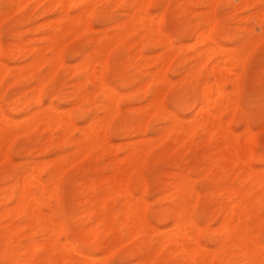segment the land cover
<instances>
[{
  "label": "rangeland",
  "instance_id": "obj_1",
  "mask_svg": "<svg viewBox=\"0 0 264 264\" xmlns=\"http://www.w3.org/2000/svg\"><path fill=\"white\" fill-rule=\"evenodd\" d=\"M17 1L18 0H0V15L2 14V17H0V59L5 63L6 67V73L5 71L4 73H0V78L4 77L3 79H0V110L5 113V121H8V123L10 122L8 120L9 118L17 120L15 122L11 121L8 126L10 130L5 134L6 141H10H7L10 146L5 144L6 146L8 145V154H4V151L7 150L3 149V153L1 152L2 154L0 157V159L3 158V161L0 162V212L5 208H12L17 203L22 190V183H19V179L25 169L27 170L30 167L32 168L34 165H41L42 167L49 166L50 169V166L60 160V156L63 158V156L67 157L66 154L70 156L73 153L75 146L70 142L58 144L59 140L61 139V135L67 134L71 142L77 141L81 139L82 136H84L83 126L87 127L94 118L97 121H103L106 119L103 123L106 126L107 139L110 143L112 142L111 145H113L112 151L109 153L107 152V154L105 151L103 152L102 150L97 149L92 151V153L87 154L86 158L85 156L82 157V155L85 153L77 154L75 156V160H78V157H81V160H78L77 163L75 162V165H73V163V166L69 165L70 163L67 164L66 167H71H67L68 169L63 172L62 177L60 175L58 176L57 180L60 182L57 186L58 192L55 191L56 188L53 186L51 187L53 188V191H51L52 193L50 192V194L46 195L47 200L49 199L50 203H52L50 204L52 209H48L49 207H47V209L45 208V212L52 213V211H54L53 209H55L57 213H59L56 214V219L59 221L58 223L62 221L59 226V229H61L59 236L62 241L68 237L78 246L80 245L79 247L84 249L88 254L99 255L106 253L107 255H105V261L108 264H135L134 262L137 264L139 262V257L135 256L134 251L138 249L140 241L143 238L142 236L144 235L128 239L125 233L126 230L122 229L121 233L123 234V239L114 245L117 247L109 250L107 253L106 249H110L109 245L113 244L111 241L113 235H107L102 246L91 248L89 247L87 242L88 240L86 238V241L85 239L82 241V233L80 231V225L82 222L79 218L81 215V204L86 196V187L83 184V181L92 180L93 183L98 181V184H96L95 197H101V195L104 193V188L102 189V187L99 186V180L103 175L112 174L113 170L111 166L113 165V162L117 160V157L120 159L126 155V152L122 147L126 144H130L128 142L132 141L133 143V141H140L143 138L142 135L140 136L135 134L130 137L129 135L125 134L127 136L126 137L124 136V133L118 134V132H116L117 128L121 127V124L127 121L126 123L131 125L132 123H130V121H132L135 123L132 124L135 127H140V124L142 127H146L147 134L144 136V138H152L153 142L157 144V146L154 147V149L150 151V154L148 155L151 157H147V159H145L144 162L142 161L143 163L140 164L139 168H141V173L138 169L137 171L131 172L129 175V182L132 183H130V186L133 191L135 190V196L137 197L144 195V198L147 202V206L149 208L146 211V216L149 223H152V225L155 223L154 225H157V221L155 220V212L159 210H164L167 215L166 225H169L172 222L174 204L171 201L170 196L167 194L168 187L174 181L177 173L182 172L185 175H189L193 189V194L189 198V202L191 201V206H189V208L191 207L190 213L192 214L193 218H195L199 228L201 229V232L198 236L199 241L210 249L209 253L213 257V264H223L219 260V254L215 251V239H217L219 236V225L223 215L220 209L225 204L226 197L222 194H217L216 192L230 186V184L237 185L239 183L238 181L241 179L237 177V180L235 175L232 174L235 172L233 165H228L227 162L224 163L225 161L221 162L223 160L217 158V146L219 141L215 139L217 138L216 136H214L210 143L206 144H204V136L202 135H197L193 139V144L187 142L184 145H178L174 139V135H172L170 139H166L164 142L161 141L162 143L157 140V136H159L160 132H162L165 127L171 124V120L165 121L161 116L162 114H159L158 110H155L156 112L154 111V113H152L153 116L151 114H146L148 113L147 107L153 95L149 90L142 89L141 91L139 88L141 87L140 85H142L141 82L144 80L142 78H146L148 75L146 72L156 69V66H152L155 65L154 62L161 54L163 49L159 46L153 45L141 51L137 50L138 48H136V51L133 46L130 47L131 49L128 47L129 50L126 49L127 47L121 48L117 46L114 47V49L110 48L109 51L106 52H110L109 56L106 54L107 60H104L106 63H104L102 67H99L100 69L98 68V73L102 74L105 81L111 87L116 88L120 92L121 98L118 101L119 114H116V117H112L110 115L107 116L103 108H101L100 103L106 99V94L105 92L97 89L95 83L82 69L83 60L85 57H88L89 59L92 57L91 54L94 50V45L97 44L95 43L97 42V38L103 37L102 39L107 41L108 33L113 34V32L116 31L123 22L127 21V13L129 12L128 7H130L129 5L131 0H96L99 4L95 0H83L85 2L94 4L96 2L94 11L88 13V25H81V28L85 27L84 29L79 28L78 30L80 31H76L74 34L71 32L60 36L59 55L62 62L56 71L57 73H53L55 76H52L53 74L51 75L52 71L50 70L49 65L33 64V53L42 50L44 47L43 51L47 54L46 56H51L52 50L49 49V46L47 45L50 41V35L55 31V27L53 26H55L56 20L59 18L58 16H60L61 7H54L51 5V0H20V2L18 1L19 3H17ZM74 1L75 0H72L71 2V15H76L79 12V8L77 6L79 2L78 0L75 2ZM241 1L242 0H216V3L215 0L152 1L150 8L153 14L155 15L157 13L156 15H158L161 12V27L165 35L171 38L177 46H182L181 44H183L181 52L176 49V54L167 69V83L159 85L157 88L159 92H161L160 99L162 100L164 107L167 108L168 111L177 113L176 115L184 120L182 121L183 126L187 127V125L191 123L192 119L196 115L195 110H199V107L203 105L202 103L206 102V98L208 97H203V94L201 93L202 90L205 89L202 88L205 87L203 83V78L205 77H200V79L198 77L197 80L196 76H201V73H203L202 76H204L207 71L212 69V65L215 64L213 63L215 61H212V63L208 66L210 68H207L208 70L203 67L204 63L206 62V57L203 56L197 58L195 57V54H199L200 51H203L205 48V43H202L201 45L200 43L197 45L195 43H197V37L203 30L202 28L205 26V17L209 16L214 18L213 22L216 19L214 23H212L210 20L212 24L209 22L211 24L210 26L208 25L210 28L207 26L209 31L206 30L208 31L206 32L208 35L213 33V37L216 39L217 43L221 45L217 46V48H221L219 50L216 48V53L220 51L219 53L222 55V58L219 53L218 55L220 57L218 55H216V57L218 56L222 60L224 58L225 60L229 59L233 55V53L231 55L232 48L237 46L239 47L243 43L246 45L244 54L245 62L237 76L240 79V82L238 87L235 88L236 92L234 90V93H232L237 97L239 105L236 108V114H234V116L232 114L228 115V113L223 114V121H228L231 119L230 117L233 116L230 120L231 128L239 136H241L240 131H243V133L246 131V128H244L245 126L252 129L255 132L256 139L258 141L256 147L254 148L255 153L257 155H264V39H262L264 37V35H262L264 34V3H262V1L257 3V1L254 0L256 3L254 1L252 2L256 4H254L255 6L253 3V6H245V4L242 3L243 1ZM21 2L22 5H25L22 6ZM39 3L41 5H39ZM48 6L49 8H47ZM234 7L236 9L239 7V11H237ZM211 11L214 16L212 15ZM208 12H210V14ZM142 33L143 31L141 29L136 28L127 35L130 37L128 40L132 41L142 39V41L146 43L147 40L144 38ZM68 36L69 39L67 41L66 39ZM64 39L68 43H65L66 45L61 48V45L63 44L61 42L62 40L64 41ZM255 42L257 44H254ZM45 46L48 49H46ZM28 48L33 49L29 50ZM11 49H17V53H15L12 57H7V52H9ZM4 51L6 52L4 53ZM221 51L223 53H221ZM104 57L105 54L103 55L102 59H105ZM204 58L205 61H203ZM29 62L32 64H26ZM149 63H151V66ZM201 63H203V65ZM22 65H24V67ZM137 65L140 68L143 65L146 67H142L141 70L137 67ZM197 65H199V67ZM147 66H149L150 69ZM30 72H32V74ZM120 76H126L128 79H130V84L128 83V86L122 84ZM192 77H195V79ZM233 77L236 78L235 76ZM137 78L141 79V81H139ZM180 78L182 81H179ZM12 82L13 84H11ZM39 83H41L40 85L43 84L41 89H39L36 85H39ZM78 84H81V86ZM231 87V84L225 87L227 92L233 91L232 88L234 87ZM36 88L39 89L40 95L38 98L40 99L35 97L38 95V93L35 94ZM162 88L164 91L167 89V91H165L167 93H164L162 90L160 91ZM136 90H139V92ZM135 91L138 93L136 94ZM75 92H78L77 97L73 95ZM84 92L90 95L88 99H83L82 96ZM122 93H125L128 96H131L130 93H134L132 97L135 95L136 98H132L133 100L131 97L129 99L128 96L125 98V94L122 95ZM163 93L165 95L162 96L161 94ZM49 106H53L60 111H66L69 109L70 111H66L67 113L69 112L67 117L71 116L70 119L72 120L73 125L75 124L78 128L73 127L71 123L68 122L70 121L68 118L67 121L65 120L60 124H55L53 120L47 121V118L36 117L39 116L42 108L44 109ZM82 109L84 112H81ZM32 114H34V116H32ZM209 115L211 116L213 114H197V119H201ZM146 116H148L149 119ZM7 117L9 118L7 119ZM37 118H40V120L43 119V122L38 125H33L35 122H40V120ZM37 120L39 121L37 122ZM27 122L31 124L32 128L35 126L36 128L34 130L30 129V124L28 125ZM44 126L50 130L46 129ZM28 130L30 131L28 132ZM47 130L49 131L47 132ZM52 134H54V136H52L54 140L51 137ZM46 137L49 141L46 140ZM152 139L148 142L152 141ZM51 140H53L54 143H57V145H52ZM46 141L48 145L46 144ZM168 144L170 147H168ZM5 145L3 146L5 147ZM40 147H42L43 151L40 149ZM57 156H59V159ZM45 160L50 162L46 163ZM215 160H217V163ZM73 161L74 160H72V162ZM252 162L257 168H262L264 166V163L259 161L257 156L252 159ZM208 164L216 165L214 174L212 176L207 175ZM226 165L227 167H225ZM223 166L225 169L222 168ZM228 166L230 167L228 168ZM40 169L36 172L41 174L43 179L46 180L49 177V169ZM184 170L186 172H184ZM45 171L47 172L44 173ZM142 174L143 179H140L142 182L139 180V183L135 184V178L137 176H141ZM59 177H61L60 180ZM142 187L144 189H142ZM145 189H147V191ZM54 191L55 194H53ZM36 192L37 194L40 193L38 190H36ZM109 194H111L109 200L110 205L121 202V198L115 196L113 192ZM196 194L197 197L194 196ZM193 197L197 200H195ZM159 198H161V200L158 201ZM202 198L203 200H201ZM151 206L153 207L150 208ZM263 211L264 204L261 205L260 218L255 221L254 225L257 228L261 225L260 228H256L259 230V233L256 229H254V231L256 234L258 233V238L264 244V237H261L264 236V216H262L264 215ZM10 217L11 216L0 218V264H44L43 261V263H40L41 261L36 262L34 257L31 262L27 263L24 261V256L22 254L17 255L16 263H10L7 260V255L9 252L13 253V251L16 249L14 241L18 240L20 235L14 231L7 230V227H9L10 224L14 226V222L15 225H17L24 221L22 216H16V218H14L15 216H12L11 218ZM40 239L41 236L36 234L34 240L37 241ZM78 240L82 244H79ZM28 241L29 240H24L26 243ZM107 241L108 243L105 245L104 243ZM154 242L156 244V239ZM153 255L154 253L152 256ZM40 256L42 257L41 254ZM236 260L238 261V258H236ZM183 263L184 257L182 253H172L168 251V249L159 250L158 255L153 258L152 263L150 262V264ZM64 264L77 263L66 262Z\"/></svg>",
  "mask_w": 264,
  "mask_h": 264
},
{
  "label": "bare ground",
  "instance_id": "obj_2",
  "mask_svg": "<svg viewBox=\"0 0 264 264\" xmlns=\"http://www.w3.org/2000/svg\"><path fill=\"white\" fill-rule=\"evenodd\" d=\"M18 1L20 2V0H18ZM18 1H17V3H19ZM22 1H24V0H22ZM75 1H77V0H75ZM152 1L153 0H131V3L129 5L130 7H128L129 12L127 13V15H128L127 21L123 22L119 26V28H117V30L113 32V34L108 33V36H107L108 40L107 41L106 40L104 41L102 39L103 37L97 38V42H95L97 44L94 45L95 47L93 48L94 50L92 51V54H91L92 57L90 59L88 57H85V59L83 60L82 69L86 72V74L89 76V78L95 83V85L97 86V89L105 92V94H106V99L100 103L101 108H103V110L105 111L107 116L110 115L112 117L113 116L116 117V114L117 115L119 114L118 101L121 98L120 92L116 88L111 87L105 81L102 74L98 73V68L102 67L103 64L106 63V61H104V60H107L106 54H108V56H109L110 52L109 53H106V52H108L110 48L114 49V47H117V46H119L121 48L127 47L126 49H128V47H129V49H131L130 47L133 46L135 50H136V48H138L137 50H140V51L144 50L145 48H149L153 45L159 46L163 49L161 54L158 56V58L156 57L157 59L154 62L155 65L153 64L154 66H152V67L156 66V69L152 70L150 72L147 71L148 73L146 72V74H148L147 77H149V78H147V77L142 78L144 80L141 82L142 85H140L141 87L139 88V89H141V91H142V89L143 90H149L150 93L153 95V97H152V99H151V101L147 107L148 113H146V114L152 115V113H154L155 110L156 111L158 110L159 114H162L161 116L165 121L171 120V124H169L167 127L164 128V130L162 132H160L159 136H157V138H158L157 140L160 142L161 141L164 142L166 139H170V137L172 135H174V139L177 142V144L178 145H184L187 142H190L191 144H193V142H194L193 139L197 135L198 136L202 135V136H204L203 141L205 142V143L204 142L203 143L206 144V143H210L213 140L214 136L217 137V138H215L219 141V144L217 146V148H218L217 154L218 155L216 154L217 158L223 160L221 162L225 161L224 163L227 162L228 165H230V164L233 165L235 172H233L232 174L235 175V178L238 177L241 180L239 179L240 181H238L239 183L237 185H231L230 184V186L222 189L221 191L216 192L217 194L224 195L226 197V202L223 205V207H221V209H220L221 212L223 213V215H222V219H221V222L219 225V236L217 239H215V244H216L215 251L219 254V260L223 264H264V244H263V242L260 241V239L257 236V234L259 233V230H257V229L260 228L261 225L258 228L256 226H254L255 221L258 218H260L261 205L264 204V166L262 168H257L253 165L254 163L252 162V159L255 156H257V159L264 163V155H262V154L257 155L255 153L254 148L256 147V144L258 141L256 139L255 132L252 129L245 126L244 128H246L245 129L246 131L244 133H243V131H240L241 136H239L231 128V123H230V120L232 119L234 114H236V108L239 105V103L237 101V97L234 96V94H232V93H234L235 88L238 87L239 82H240V79L237 76H238L239 71L245 62L244 61V54H245L246 45H245V43H243L241 46H239V47L237 46L238 48L237 47L232 48L231 55H232V53H233V55L229 59L225 60L224 57H223L224 58L223 60L220 59L219 58L220 57L219 55H221L219 53L220 51L218 52L219 55H218V53H216V51L221 48V47L217 48V46H221V45L217 43L216 39L212 35L213 33L210 34V32H209L210 35H208L206 33L209 31L208 27L212 23H214L216 19L213 22L214 18H211L209 16L205 17V19H206V21L204 20L205 26H204V28H202L203 30L199 33V35L197 37V39H198V41H196L197 43H195L196 45L198 43H200V45L202 43L203 44L205 43V48L203 49V51H200L199 54L196 53L195 57H197V58L203 57V56L206 57V62L205 63L203 62L204 63L203 67H205L206 70H208L207 68H210L208 66L212 63V61H215V62H213L215 64L212 65L213 66L212 69L210 71H207L204 76H202L203 73H201V76H200L199 75L200 72L198 73L199 76H196L197 80H198V77H199V79H200V77H205V78H203L204 82L202 80V82L204 83V86H205L202 88L203 89L205 88V89L202 90L201 93L203 94V97L204 96H205V98L207 96L208 97L206 98V102L202 103L203 105L201 107H199V110H197V111L195 110L196 115L192 119L191 123L188 124L187 127H184L182 124V121H184V120L179 118L176 115L177 113H174L172 111H168L167 108L164 107V105L162 104V100L160 99V93L161 92H159V90L157 88L159 85H163V84L167 83V76H166L167 69H168L173 57L176 54V52H175L176 49L181 52L183 44H181L182 46H179V45L177 46L171 38H169L167 35H165V33L161 27V17H162L160 15L161 12L158 15H156L157 13L155 15L153 14V12L150 8L152 5ZM242 1L241 2L243 4H245V6H248V5L253 6L256 3L255 1H257V3L261 2V1H262V3H264V0H255V1L254 0H242ZM252 1H254L255 3ZM51 2H52L51 5H53L54 7H57V6L61 7L60 16H58L59 18H57L56 24H55V26H53V27H55V31L50 35V37H49L50 41H49V44L47 45V46H49V49L52 50V53H51V56L47 57L46 56L47 54L44 53V51H43V49H44V47H43L42 50L33 53V56H34L33 64H43V65L47 64V65H49L50 70L52 71V73H51V75H52L54 72H55L54 74L57 73L56 71H57L58 67H60L59 65H61V62H62L60 55H59L60 54L59 53L60 52L59 51V49H60V47H59L60 46V36H63L65 34H68L71 32H72V34H74V32L76 33V31L77 32L80 31L78 29L81 28V25L87 26L88 25L87 16L89 15L88 13H90L91 11L92 12L94 11V8H95L97 1L94 4V3L85 2L83 0H81V1L78 0L79 3L77 2L78 3L77 6L79 8V12L76 15L70 14V7H71L72 0H51ZM40 3H39V5L42 4V3L41 4ZM215 3H216V0H215ZM215 3H213V4H215ZM252 3H253V5H252ZM21 5H22V2H21ZM24 5H22V6H24ZM193 6H195V5H193ZM50 7H52V6H50ZM98 7H99V5H98ZM211 7H212V5H211ZM47 8H49V6ZM238 8L239 7H237V9L236 8L235 9L237 11H239ZM45 10H47V9H45ZM193 10H194V8H193ZM197 12H199V11H197ZM208 13L210 14V12H208ZM211 13H212V11H211ZM1 15H0V17H2ZM212 15H213V13H212ZM196 16H194V17H196ZM198 16H199V14H198ZM172 17H174V16H172ZM210 20L212 21V23L210 22ZM82 27H84V26H82ZM84 28H81V29H84ZM89 28H90V26H89ZM136 28H139L143 31L142 34H143L144 38H146V40H147L146 43H144L142 41V39L141 40L137 39V40H132V41L128 40V38H130V37H128L127 35L131 31H134ZM206 30H208V31H206ZM98 31H99V29H98ZM82 32H83V30H82ZM86 34H87V32H86ZM262 35H264V34H262ZM69 36L66 39L67 41L69 39ZM71 36H73V35H71ZM262 37H260V38H262ZM262 39H264V37ZM64 41H65V39H64ZM64 41L62 40V42H61V43H63L61 45V48H63V46L66 45L65 43H68V42H66V41L64 42ZM259 41H261V40H259ZM251 42H252V40H251ZM254 44H257V43L255 42ZM186 45H189V44H186ZM45 48H46V46H45ZM216 48H217V50H216ZM31 49H33V48H31ZM31 49H29V50H31ZM46 49H48V48H46ZM221 50H223V49H221ZM46 51H48V50H46ZM5 52L6 51H4V53ZM15 53H17V49H11L9 52H7V57H12ZM221 53H223V52L221 51ZM104 54H105V57H104L105 59H102ZM216 55H218L219 57L218 56L216 57ZM193 57H194V55H193ZM221 58H222V55H221ZM203 61H205V58ZM151 63H149V65ZM203 63H201V64L203 65ZM26 64H32V63L29 62ZM26 64H24V65H26ZM24 65H22V66L24 67ZM144 66L145 65H143L142 67H144ZM197 66L199 67V65H197ZM25 67H28V66H25ZM134 67H135V65H134ZM137 67H138V65H137ZM147 67L149 68V66H147ZM138 68H140V67H138ZM5 70H6L5 63L0 59V73H4ZM88 72H89V74H88ZM5 73H6V71H5ZM30 73L32 74V72H30ZM27 74H25V75H27ZM54 74L52 76H55ZM1 75H3V74H1ZM233 76H235L236 78H234ZM120 77H119V79H120ZM3 78H0V79H3ZM181 78L179 79V81L180 80L182 81ZM192 78L195 79V77H192ZM137 79H139V78H137ZM48 80H49V78H48ZM129 80L130 79H128L126 76L121 77V82L125 86L126 85L128 86ZM139 81H141V79H139ZM13 82L11 84H13ZM121 82H120V84H121ZM40 84L41 83H39V85ZM46 84H47V81H46ZM229 84H231V86L234 87V88L231 87L233 89L232 92H227V90L225 88ZM36 85L38 86L39 89H41L43 86V84L40 85V87L38 84H36ZM78 85L81 86V84H78ZM169 85H170V83H169ZM82 87H83V85H82ZM38 88H36V90H35V94L38 93V95L37 96L34 95L37 98L40 95ZM168 88H169V86H168ZM161 90L164 93H167V92H165V91H167V89H165V91H164V89L162 88V89H160V91ZM36 91H38V92H36ZM136 91L139 92V90H136ZM93 92H92V94H93ZM129 92H131V91H129ZM138 92H136V94ZM235 92H236V90H235ZM17 93H19V92H17ZM164 93L161 95L162 96L165 95ZM77 94H78V92H75V94H73V95L75 97H77ZM123 94H125V93H122V95ZM130 94H131V96H128L127 94H125L124 97L126 98L128 96L129 99H130V97H131V99L132 98L134 99L135 95L132 97V95L134 93H130ZM235 94H237V93H235ZM89 96H90L89 94L84 92L82 97H83V99H88ZM38 99H40V98H38ZM127 100H128V98H127ZM138 107H139V105H138ZM129 108H131V107H129ZM9 110H11V109H9ZM68 110H66V111H68ZM11 111H13V110H11ZM66 111L65 110L60 111V110L54 108L53 106H49V107L44 108V109L42 108L41 112L39 113V116H36V117L47 118L46 119L47 121L53 120L55 124H60V123L64 122L65 120L67 121V118H68V120H70L68 122L71 123V125L73 127H77L75 124H74L75 126L73 125L72 120L70 119L71 116L67 117V114L69 115V112L67 113ZM81 112H84L83 109L81 110ZM33 113H35V112H33ZM201 113L202 114H213V115H211V116L209 115V116H205L201 119H197V114H201ZM226 113H228V115L232 114L233 116L231 115L232 117H230L231 118L230 120H228V121L224 120L223 121V114H226ZM40 114H42V115L44 114L45 116L44 115L42 116ZM32 116H34V114H32ZM146 117L148 118V116H146ZM5 118H6L5 113L0 110V157H1V154L3 153V149L7 150L8 145L10 146V144H8V142H10V141L7 140L8 141L7 142L5 139V134L8 133L10 130L8 128V126L11 123V121H14V122L17 121L16 119H12V118L10 119L9 117H7V119L9 118L8 120L10 121L8 123V121H5ZM37 119L40 120V118H37ZM21 120H22V118H21ZM39 120H37V122ZM42 120H40L39 123L35 122V124H33V125L41 124V122H43ZM105 120L97 121V120H95V118L93 120H91V122L88 124V126L86 125L87 127L83 126L84 127V129H83L84 136H82V138L79 140L76 139L77 141L71 142V140H69V137L67 136V134L61 135V139L59 140L58 144L70 142L72 145L75 146V149H74V151L72 150L73 153L70 156H68V154H66L67 157L63 156V158H61V156L59 155L60 160L58 162L54 161L55 163L53 165L51 164L52 166H50L51 167L50 169H49V166L48 167L47 166L42 167L40 165L41 166L40 167L39 165L38 166L34 165V167H32V168L30 167L27 170L25 169V171L22 173V175L19 179V183H22V190H21L20 197H19L17 203L12 208H9V209L5 208L0 212V218H6L9 216H11V217L15 216L14 218H16V216H22L24 218L23 222H21L17 225H15V222H14V226L10 224L9 227H7V230H11V231H14V232L20 234L18 240L14 241V243L16 245V249L13 251V253L9 252V254L7 255V260L10 263H16L17 262V255L22 254L24 256V261H26L27 263L31 262L33 257H34L36 262L41 261L40 263L44 262V264H54V263L64 264L66 262H70V263L76 262L77 264H108L105 261V258H106L105 255H107L106 253H102L99 255L88 254L84 249L79 247L80 245L78 246L70 238L67 237L64 241H62V239H60V236H59L60 230H61V229H59L60 228L59 226H60V223L62 221H60V223H58L59 221H57V219H56V214H59V213H57V211L55 209H53L54 211H52V213H46L45 212V208L47 209V207H49L48 209H52V206L50 205L52 203H50L49 199L47 200L46 195L50 194V192L53 191V188H51L53 186H54V188H56L55 191L58 192L57 186H58V183H60L57 180L58 176L60 175L62 177L63 172H65L68 169L67 167H69V166L66 167L67 164L70 163L69 165L73 166V165H75V162L77 163L78 160H81L80 159L81 157H78L79 159L77 158L78 160H75L76 159L75 156L77 154H81V153L84 154L85 153L84 155H82V157L85 156V158H86L87 154H90V153H92V151L97 150V149H100L103 152L105 151L106 153L107 152L109 153L112 151L113 145H111L112 142L110 143L107 139L106 126L103 123ZM147 120H145V121H147ZM35 121H36V119H35ZM126 122L123 123L126 125L121 124L120 125L121 127H118L119 130L117 128L116 132H118V134L124 133V136H126L125 134H127L130 137L136 134V135H140V136L142 135L143 138L140 141H135V142L133 141V143H132V141L128 142L131 145L126 144L122 147L123 150L126 152V155L123 158L121 157L120 159L117 157V160H115L113 162V165L111 166V168L113 170L112 174L103 175L99 180V186L102 187V189L104 188V193L101 195V197H99V198L95 197L96 184H98L97 183L98 181L96 183H93L92 180L83 181L84 183L82 182L86 187V196H85V198L81 204V213H80L81 215L79 214L80 217L78 216L82 222L80 225V231L82 233V241L86 238L88 240L87 242H88L89 247L96 248V247L102 246V244L105 240V237L107 235L111 234V235H113V237H112L113 239L111 238V241L113 244L109 245L110 249L109 248H107L108 250L106 249V252L108 253L109 250H112L115 247H117V246H114L116 243L120 242L123 239L122 238L123 234L121 233V230L125 229L126 230L125 233H126L128 239H132L134 237L144 235V236H142L143 238L140 241V245H139L138 249H136L134 251L135 256L139 257L138 258L139 262L137 261L138 262L137 264H150V262L152 263L153 258H155V256L158 255L159 250H162V249H168V251H170L172 253H182L183 257H184V263L183 264H213L212 263L213 257L209 253L210 249L207 248L205 245L202 244V242L199 241L198 236L201 232V229L199 228L195 218H193L192 214L190 213L191 207L189 208V206H191L190 205L191 201L189 202V198L193 194V189L191 186V179H190L189 175H185L182 172L177 173L174 181L168 187L167 194L170 196L171 201L174 204L173 205L172 222L169 225H166L167 215H166L164 210H159V211L155 212V215H156L155 218L156 219L153 217L157 221V225H154L155 223H153V225H152V223H149L147 216H146V211L149 208L147 206V202L144 198V195H141L142 197L141 196H137V197L135 196V193H134L135 190L133 191L131 186H130L131 182H129V175L131 174V172L137 171L138 169H139V172L141 173V168H139L140 164H142L145 161V159H147V157H151L148 155L150 154V151H152L154 149V147L157 146V144L153 142L152 138H151L152 141H150V142H148L149 140H151L150 138L149 139L144 138V136H146V134H147V128L146 127H144V126L142 127L141 124L140 125L138 124L140 127H135L132 125V124H135L132 121H130V123H132L131 124L132 126L128 125V123H126ZM29 124L30 123H28V125ZM65 124H66V122H65ZM106 124H107V122H106ZM42 125H44V124H42ZM30 127H31L30 129H33V130L36 128V126L35 127L33 126L34 128H32L31 124H30ZM69 127H71V126H69ZM40 128H41V126H40ZM45 128H43V129H45ZM46 129H49V128H46ZM72 129H74V128H72ZM49 130H47V132ZM29 131L30 130H28V132ZM26 133H27V130H26ZM52 136H54V134H52L51 137ZM48 138L46 140H48ZM52 139L54 140L53 137H52ZM53 140H51L52 141L51 144L57 145V143H54ZM11 141H13V140H11ZM145 141H147V142H145ZM5 144H8V145L6 146ZM46 144H47V141H46ZM3 145H5V147ZM168 147H170L169 144H168ZM40 149L43 151L42 147H40ZM4 152H5L4 154H6L8 152V150L4 151ZM59 156H57L58 159H59ZM79 156H81V155H79ZM2 159H0V162L3 161ZM72 160H74V161L72 162ZM39 161H41V160H39ZM45 161H46V163L50 162V161L47 162V160H45ZM215 161L217 163V160H215ZM18 164H19V162H18ZM215 166L216 165H211V164L207 165V172H208L207 175L212 176L214 174ZM225 167H227V165ZM225 167L223 166L222 168L225 169ZM229 167L230 166H228V168ZM40 168L42 170H45L47 168L49 169V172H48L49 177L46 180L43 179L41 174L36 172ZM205 169H206V165H205ZM46 172L47 171H45L44 173H46ZM184 172H186V171L184 170ZM233 175H232V177H233ZM141 176H137L135 178V180H134L135 184L139 183L140 179H143V174ZM61 177H59V180ZM238 178H237V180H238ZM140 182H142V180H140ZM142 189H144V188L142 187ZM36 190H38L40 193L37 194ZM145 190L147 191V189H145ZM55 191L53 194H55ZM111 192H113L115 194V196L120 197L121 202L110 205L109 200H110L111 194H109V193H111ZM49 196H47V197H49ZM194 196L197 197V194ZM200 196H202V195H200ZM164 197H165V195H164ZM146 199H147V196H146ZM159 200H161V198H159L158 201ZM195 200H197V199H195ZM201 200H203V198ZM191 204H193V203H191ZM152 207L153 206H151L150 208H152ZM197 214H198V212H197ZM193 215H194V213H193ZM262 216H264V215H262ZM150 222H151V220H150ZM151 229H152V231H151ZM254 229H256L258 231L257 234L255 233ZM212 230H214V229H212ZM207 233H208V231H207ZM36 234H39L41 236L40 240H37V241L34 240ZM261 237H264V236H261ZM86 239H85V241H86ZM155 239H156V244L154 242ZM12 240H11V242H12ZM24 240H29V241L26 243V242H24ZM107 243H108V241L104 244L107 245ZM79 244H82V243H80V241H79ZM153 253H154V255L152 256ZM40 254L42 255V257L40 256ZM236 258H238V261L236 260ZM134 263L136 264V262H134Z\"/></svg>",
  "mask_w": 264,
  "mask_h": 264
}]
</instances>
